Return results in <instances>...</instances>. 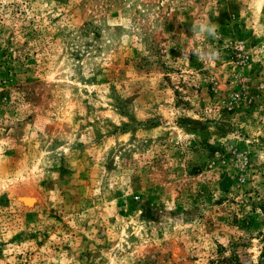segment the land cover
Masks as SVG:
<instances>
[{
  "label": "rangeland",
  "instance_id": "rangeland-1",
  "mask_svg": "<svg viewBox=\"0 0 264 264\" xmlns=\"http://www.w3.org/2000/svg\"><path fill=\"white\" fill-rule=\"evenodd\" d=\"M0 264H264V0H0Z\"/></svg>",
  "mask_w": 264,
  "mask_h": 264
},
{
  "label": "clouds",
  "instance_id": "clouds-1",
  "mask_svg": "<svg viewBox=\"0 0 264 264\" xmlns=\"http://www.w3.org/2000/svg\"><path fill=\"white\" fill-rule=\"evenodd\" d=\"M191 31L193 32V39L203 40L207 37L217 36V25L209 21H196L192 25ZM189 54H194L201 61L209 63L215 62L220 58V52L213 48L198 49V48H186L183 52V57L188 58Z\"/></svg>",
  "mask_w": 264,
  "mask_h": 264
}]
</instances>
